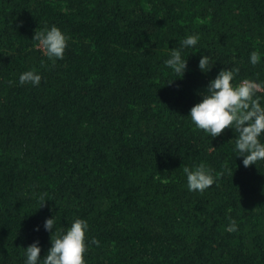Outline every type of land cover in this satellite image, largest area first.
Segmentation results:
<instances>
[{"label":"trees","instance_id":"trees-1","mask_svg":"<svg viewBox=\"0 0 264 264\" xmlns=\"http://www.w3.org/2000/svg\"><path fill=\"white\" fill-rule=\"evenodd\" d=\"M53 24L69 37L54 63L32 40ZM192 33L177 79L164 60ZM233 65L264 80V0H0V264L35 240L43 257L54 215L88 220L87 264H264V161L243 166L232 129L211 139L187 117ZM30 69L38 86L19 83ZM201 163L217 182L189 191L183 166Z\"/></svg>","mask_w":264,"mask_h":264},{"label":"clouds","instance_id":"clouds-1","mask_svg":"<svg viewBox=\"0 0 264 264\" xmlns=\"http://www.w3.org/2000/svg\"><path fill=\"white\" fill-rule=\"evenodd\" d=\"M32 40L35 47L54 63L64 58L69 37L53 24L37 28ZM199 40V33L188 34L180 41V47L169 48L164 65L175 75L182 77L177 79L184 78L188 67V59L184 58L183 50L197 46ZM261 62L262 54L259 51L253 50L249 53V63L252 66ZM197 67L204 74L211 72L214 67L211 57L202 54ZM239 72L238 65L220 68L204 90L197 92L201 99L190 108L187 117L195 128L208 134L211 139L221 136L226 129H232L235 138L230 142H234L233 151L237 153L236 157H242L245 167L253 164L257 166V162L264 161V80L248 77L237 80ZM41 80V74L35 69L19 75L21 85L29 83L38 86ZM208 150L212 152L216 148L211 144ZM183 173L187 189L194 192H204L218 179L214 170L203 163L192 167L183 166ZM228 220L226 231H237L235 218L228 217ZM89 227L85 218L77 217L67 227H57L55 215L46 218L43 228L51 234V246L43 257L39 240L22 247L23 264H87L85 257L90 245L100 244L95 237L89 238ZM34 230L39 231L40 226L37 225Z\"/></svg>","mask_w":264,"mask_h":264}]
</instances>
